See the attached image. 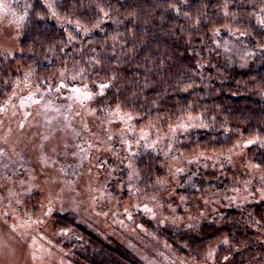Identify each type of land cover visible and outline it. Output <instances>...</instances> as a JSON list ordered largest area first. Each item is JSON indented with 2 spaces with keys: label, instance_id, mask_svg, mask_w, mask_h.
<instances>
[{
  "label": "trees",
  "instance_id": "1",
  "mask_svg": "<svg viewBox=\"0 0 264 264\" xmlns=\"http://www.w3.org/2000/svg\"><path fill=\"white\" fill-rule=\"evenodd\" d=\"M19 2L20 51L14 58L0 51V103L24 78L22 67L38 78L65 71L100 86V103L133 116L137 126L166 128L196 117V129L180 136L168 155L136 144L133 164L144 192L139 201L158 190L169 156L214 159L250 140L247 157L264 168V0ZM226 166L186 167L178 193L195 197L204 182L217 185ZM229 205L223 199L213 220L165 230L159 258L147 262L100 237L73 212L56 213L54 223L76 233L75 264L258 262L264 256V199ZM196 207L209 208L201 201Z\"/></svg>",
  "mask_w": 264,
  "mask_h": 264
},
{
  "label": "rangeland",
  "instance_id": "2",
  "mask_svg": "<svg viewBox=\"0 0 264 264\" xmlns=\"http://www.w3.org/2000/svg\"><path fill=\"white\" fill-rule=\"evenodd\" d=\"M19 1L0 0V51L11 58L23 35ZM21 70L24 78L0 103V264H75L76 233L57 229L56 213H75L100 237L147 262L159 258L165 230L213 220L223 199L238 208L264 199V168L247 157L250 140H244L214 159L166 157L158 190L139 201L136 144L168 155L180 136L196 129V117L166 128L137 126L133 116L100 103V86L77 81L71 72L38 78ZM216 163L229 164L217 185L204 182L195 197L178 193L183 169ZM200 201L209 208L198 210ZM260 258L246 264H260Z\"/></svg>",
  "mask_w": 264,
  "mask_h": 264
},
{
  "label": "snow or ice",
  "instance_id": "3",
  "mask_svg": "<svg viewBox=\"0 0 264 264\" xmlns=\"http://www.w3.org/2000/svg\"><path fill=\"white\" fill-rule=\"evenodd\" d=\"M250 143H251V141H250Z\"/></svg>",
  "mask_w": 264,
  "mask_h": 264
}]
</instances>
